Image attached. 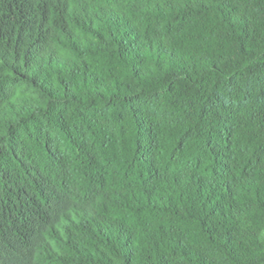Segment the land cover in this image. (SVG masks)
<instances>
[{
    "label": "trees",
    "instance_id": "obj_1",
    "mask_svg": "<svg viewBox=\"0 0 264 264\" xmlns=\"http://www.w3.org/2000/svg\"><path fill=\"white\" fill-rule=\"evenodd\" d=\"M0 264H264V0H0Z\"/></svg>",
    "mask_w": 264,
    "mask_h": 264
}]
</instances>
